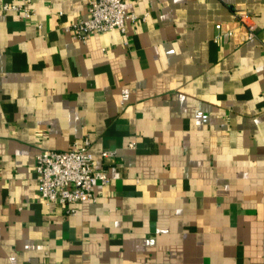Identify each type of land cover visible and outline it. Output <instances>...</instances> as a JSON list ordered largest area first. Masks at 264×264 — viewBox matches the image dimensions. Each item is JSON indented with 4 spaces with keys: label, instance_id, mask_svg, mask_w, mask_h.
I'll list each match as a JSON object with an SVG mask.
<instances>
[{
    "label": "crops",
    "instance_id": "obj_1",
    "mask_svg": "<svg viewBox=\"0 0 264 264\" xmlns=\"http://www.w3.org/2000/svg\"><path fill=\"white\" fill-rule=\"evenodd\" d=\"M1 4L0 264H264V0H125L146 20L86 42L89 0ZM87 136L111 181L68 215L36 156Z\"/></svg>",
    "mask_w": 264,
    "mask_h": 264
},
{
    "label": "built area",
    "instance_id": "obj_2",
    "mask_svg": "<svg viewBox=\"0 0 264 264\" xmlns=\"http://www.w3.org/2000/svg\"><path fill=\"white\" fill-rule=\"evenodd\" d=\"M3 12H17L23 20H31L35 11L33 0L5 2L1 0ZM89 17L65 27V30L81 42H86L95 34L114 30L125 32L128 21H145L147 15L129 14L125 10V0H89ZM220 34H227L239 44L257 38L258 28L252 16L244 12L234 13L231 23L216 25ZM135 144H131L134 148ZM91 140L84 137L76 141L68 151L46 150L36 156L37 184L41 199L47 204H57L66 208L68 215H76L79 203L97 201L95 188L98 184L107 186L110 178L107 171H98ZM116 157L115 152L102 153L104 161Z\"/></svg>",
    "mask_w": 264,
    "mask_h": 264
}]
</instances>
